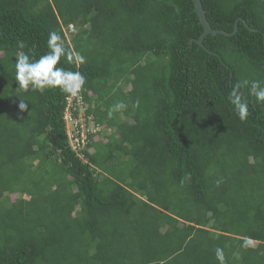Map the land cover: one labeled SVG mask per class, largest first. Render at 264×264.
Segmentation results:
<instances>
[{"label": "trees", "instance_id": "trees-1", "mask_svg": "<svg viewBox=\"0 0 264 264\" xmlns=\"http://www.w3.org/2000/svg\"><path fill=\"white\" fill-rule=\"evenodd\" d=\"M200 1L236 31L198 44L192 0H0V264H219L217 247L264 264V103L242 89L241 121L227 99L264 86V0ZM53 30L72 53L60 66L86 77L84 115L110 131L83 158L67 94L15 78Z\"/></svg>", "mask_w": 264, "mask_h": 264}, {"label": "clouds", "instance_id": "clouds-1", "mask_svg": "<svg viewBox=\"0 0 264 264\" xmlns=\"http://www.w3.org/2000/svg\"><path fill=\"white\" fill-rule=\"evenodd\" d=\"M19 48H24L23 41L18 42ZM47 47L49 51L35 59L28 53L19 54L15 63V78L18 87L24 91L31 86L34 90L44 88H59L62 92L77 96L86 84V77L79 71H68L60 66L61 58H72L71 51L65 46L64 40L58 31H50L48 33ZM78 55L79 62L84 63L85 57ZM250 85V94L256 98L259 103H264V86L259 80H243L232 85L231 91L228 93V102L232 106L233 111L241 121L249 116V101L242 91ZM139 101L133 105L138 107ZM128 107L123 101L111 106L108 110V118H112L113 114L124 110ZM19 108L24 110L27 104L23 101L19 104ZM216 259L219 264H225L224 250L217 247L215 250Z\"/></svg>", "mask_w": 264, "mask_h": 264}, {"label": "built area", "instance_id": "built-area-1", "mask_svg": "<svg viewBox=\"0 0 264 264\" xmlns=\"http://www.w3.org/2000/svg\"><path fill=\"white\" fill-rule=\"evenodd\" d=\"M81 92L77 96H70L67 94L65 98L66 106L64 110V119L66 125V135L70 148L75 151L81 158H83V150L88 147L90 143V136L94 135L93 139H99V133L109 129L103 130L104 126L95 123L92 116L84 115V106ZM71 126L70 130L69 127ZM99 136V137H98Z\"/></svg>", "mask_w": 264, "mask_h": 264}, {"label": "water", "instance_id": "water-1", "mask_svg": "<svg viewBox=\"0 0 264 264\" xmlns=\"http://www.w3.org/2000/svg\"><path fill=\"white\" fill-rule=\"evenodd\" d=\"M193 1V6H194V11L195 13L197 14V17H198V20H199V23L200 25L202 26V33L201 35L199 36V38L196 40V42L200 45H202V39L203 37L208 34V33H211L213 35L217 34V33H220V34H225V35H230V34H233L236 29H237V26L234 25V28H233V31L230 32V33H227L223 30H217V29H212L205 17V12L203 10V7L201 5V1L200 0H192ZM243 23L245 25H247V23L242 19ZM251 30H255V29H251Z\"/></svg>", "mask_w": 264, "mask_h": 264}, {"label": "rangeland", "instance_id": "rangeland-1", "mask_svg": "<svg viewBox=\"0 0 264 264\" xmlns=\"http://www.w3.org/2000/svg\"><path fill=\"white\" fill-rule=\"evenodd\" d=\"M68 127H69V130H70V128H71V126H69V125H67ZM107 130L106 131H102L101 133H99V136H101V138H103V140H104V138H105V136H107ZM109 135V134H108ZM98 136V137H99ZM18 196H19V194H18ZM17 197V194H12V195H10V199H12V200H14L15 198ZM25 197H27V196H25ZM252 246H254L255 245V242L254 241H251V243H250Z\"/></svg>", "mask_w": 264, "mask_h": 264}]
</instances>
